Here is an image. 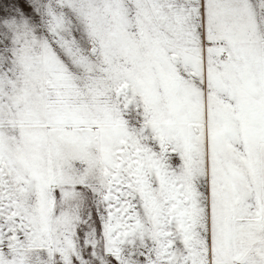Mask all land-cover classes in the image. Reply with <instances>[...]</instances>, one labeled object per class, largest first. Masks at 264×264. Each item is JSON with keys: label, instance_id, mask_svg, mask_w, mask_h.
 Returning <instances> with one entry per match:
<instances>
[{"label": "snow or ice", "instance_id": "1", "mask_svg": "<svg viewBox=\"0 0 264 264\" xmlns=\"http://www.w3.org/2000/svg\"><path fill=\"white\" fill-rule=\"evenodd\" d=\"M0 264H264V0H0Z\"/></svg>", "mask_w": 264, "mask_h": 264}]
</instances>
